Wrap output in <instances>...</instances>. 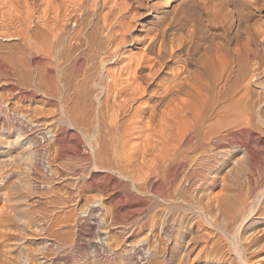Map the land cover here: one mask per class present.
Masks as SVG:
<instances>
[{
    "label": "bare ground",
    "instance_id": "1",
    "mask_svg": "<svg viewBox=\"0 0 264 264\" xmlns=\"http://www.w3.org/2000/svg\"><path fill=\"white\" fill-rule=\"evenodd\" d=\"M55 1L0 0V27L23 39L5 44L1 57L18 74L28 67L51 71L53 97L85 137L94 168L115 165L128 180L140 163L159 162L176 146L179 151L211 142L213 133V140H223L229 129L264 127V23L250 24L249 36L228 37L234 15L228 0H73L74 13L66 18V1ZM234 2L240 5L236 26L263 17L264 3ZM34 50H48L53 59L24 58ZM261 187L250 201L228 193L218 204L234 221L230 240L240 264H249L240 238L261 209L256 217L264 219ZM224 248L213 243L209 251Z\"/></svg>",
    "mask_w": 264,
    "mask_h": 264
},
{
    "label": "rangeland",
    "instance_id": "2",
    "mask_svg": "<svg viewBox=\"0 0 264 264\" xmlns=\"http://www.w3.org/2000/svg\"><path fill=\"white\" fill-rule=\"evenodd\" d=\"M64 1L66 18L74 13L73 0ZM231 1L228 9L236 17L227 36H249L250 27H261L263 8L257 23L241 20L236 26L240 5ZM254 3L264 6V0ZM22 40L0 27V264H150V255L153 264H240L231 245L234 221L218 204L228 193L250 201L264 187L263 125L224 127L234 134L213 140V133L211 142L179 151L168 147L173 155L166 149L163 163H140L127 180L115 165L101 170L88 160L85 137L67 123L61 100L53 97L49 69L28 67L18 74L6 66L4 45ZM24 58L53 59L48 50ZM261 212L240 238L249 264H264V219L256 217ZM213 243L225 251H209Z\"/></svg>",
    "mask_w": 264,
    "mask_h": 264
}]
</instances>
